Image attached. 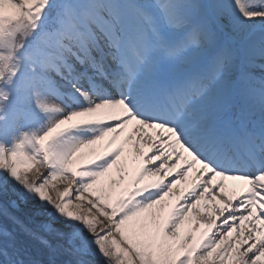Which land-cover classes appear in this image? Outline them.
Segmentation results:
<instances>
[{
    "label": "snow or ice",
    "instance_id": "1",
    "mask_svg": "<svg viewBox=\"0 0 264 264\" xmlns=\"http://www.w3.org/2000/svg\"><path fill=\"white\" fill-rule=\"evenodd\" d=\"M0 264H264V0H0Z\"/></svg>",
    "mask_w": 264,
    "mask_h": 264
},
{
    "label": "rangeland",
    "instance_id": "2",
    "mask_svg": "<svg viewBox=\"0 0 264 264\" xmlns=\"http://www.w3.org/2000/svg\"><path fill=\"white\" fill-rule=\"evenodd\" d=\"M35 213H42V215L35 216L37 221L48 219V210L43 208L39 203L30 202L28 205V215L29 217H33Z\"/></svg>",
    "mask_w": 264,
    "mask_h": 264
},
{
    "label": "bare ground",
    "instance_id": "3",
    "mask_svg": "<svg viewBox=\"0 0 264 264\" xmlns=\"http://www.w3.org/2000/svg\"><path fill=\"white\" fill-rule=\"evenodd\" d=\"M130 129H129V131L128 132H126L125 133V136L124 137H122L121 139L123 140V139H125L126 137H127V135L130 133ZM61 187H62V185H61ZM51 195H53V197H55L56 196V191L55 190H51ZM85 207H87V205H85Z\"/></svg>",
    "mask_w": 264,
    "mask_h": 264
}]
</instances>
